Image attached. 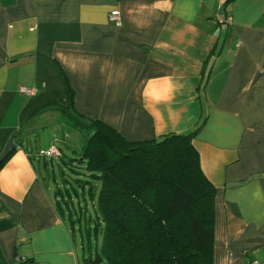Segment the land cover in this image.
Wrapping results in <instances>:
<instances>
[{"label":"crops","instance_id":"crops-1","mask_svg":"<svg viewBox=\"0 0 264 264\" xmlns=\"http://www.w3.org/2000/svg\"><path fill=\"white\" fill-rule=\"evenodd\" d=\"M225 1L0 0V264H84L37 154L69 157L67 112L132 142L194 133L212 264H264V0Z\"/></svg>","mask_w":264,"mask_h":264},{"label":"trees","instance_id":"trees-1","mask_svg":"<svg viewBox=\"0 0 264 264\" xmlns=\"http://www.w3.org/2000/svg\"><path fill=\"white\" fill-rule=\"evenodd\" d=\"M64 116L84 140L45 162L84 264H212L215 188L194 133L132 142L98 120Z\"/></svg>","mask_w":264,"mask_h":264},{"label":"built area","instance_id":"built-area-1","mask_svg":"<svg viewBox=\"0 0 264 264\" xmlns=\"http://www.w3.org/2000/svg\"><path fill=\"white\" fill-rule=\"evenodd\" d=\"M217 10H220V6L217 8ZM109 18L111 20H114L116 24H120V14L118 10H113L110 13ZM214 20L222 26H226L230 22L229 17L222 14L219 11L215 13ZM20 91L27 95H33L36 92V89L21 87ZM38 155L43 157L44 159L57 160L61 156V151L57 146V144L53 143L49 148L39 150ZM254 264H259V263L254 262Z\"/></svg>","mask_w":264,"mask_h":264},{"label":"rangeland","instance_id":"rangeland-1","mask_svg":"<svg viewBox=\"0 0 264 264\" xmlns=\"http://www.w3.org/2000/svg\"><path fill=\"white\" fill-rule=\"evenodd\" d=\"M69 130H70V140L68 141V144L70 145L71 143H74V142H76V141H78V143L76 142V144H71V146L70 147H66V148H64V152L67 154V155H71V154H73L74 153V150H78L79 149V147H80V139H81V137L83 138V140H84V136H81L80 135V132L79 131H75L73 128H71V127H69ZM43 143V140L42 139H39V138H34V139H32L31 140V143L29 144V148L30 149H35V147H37V145L39 146L40 144H42ZM72 146L73 147H75V148H72ZM78 147V148H77ZM31 151H33V152H35L36 150H31ZM51 184H52V182H51Z\"/></svg>","mask_w":264,"mask_h":264}]
</instances>
